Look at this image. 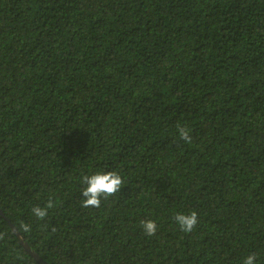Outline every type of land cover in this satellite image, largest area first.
I'll return each instance as SVG.
<instances>
[{"label": "trees", "instance_id": "1", "mask_svg": "<svg viewBox=\"0 0 264 264\" xmlns=\"http://www.w3.org/2000/svg\"><path fill=\"white\" fill-rule=\"evenodd\" d=\"M10 224L48 264H264V0H0V264H41Z\"/></svg>", "mask_w": 264, "mask_h": 264}, {"label": "clouds", "instance_id": "2", "mask_svg": "<svg viewBox=\"0 0 264 264\" xmlns=\"http://www.w3.org/2000/svg\"><path fill=\"white\" fill-rule=\"evenodd\" d=\"M177 134L182 140L191 139L190 130L184 125L177 126ZM80 193L83 199L81 203L84 206L99 207L101 200L116 193L123 181L121 175L116 170H106L105 168L88 169L80 176ZM33 214L37 218L46 215L47 209L34 206ZM174 220L183 231H192L197 224V215L194 211L181 212L174 214ZM143 228L146 233L151 235L156 230V223L151 219L144 220ZM242 264H256V254L251 253L243 258Z\"/></svg>", "mask_w": 264, "mask_h": 264}, {"label": "water", "instance_id": "3", "mask_svg": "<svg viewBox=\"0 0 264 264\" xmlns=\"http://www.w3.org/2000/svg\"><path fill=\"white\" fill-rule=\"evenodd\" d=\"M11 228L16 232V234L19 236V240L22 243V245L24 246V248L26 249V251L38 262H40L41 264H48L45 260H43L35 251H33L30 246L22 239V237L19 235V233H17L15 227L10 224Z\"/></svg>", "mask_w": 264, "mask_h": 264}]
</instances>
